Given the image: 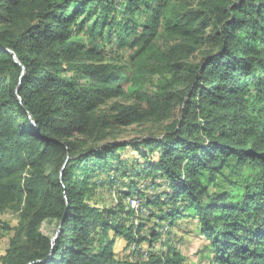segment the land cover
Instances as JSON below:
<instances>
[{"label": "trees", "instance_id": "16d2710c", "mask_svg": "<svg viewBox=\"0 0 264 264\" xmlns=\"http://www.w3.org/2000/svg\"><path fill=\"white\" fill-rule=\"evenodd\" d=\"M113 43L128 56L108 58ZM146 123L167 124L110 138ZM117 183L116 205L92 202ZM4 210L0 264H188L160 240L182 220L201 264H264V0H0Z\"/></svg>", "mask_w": 264, "mask_h": 264}, {"label": "rangeland", "instance_id": "374dc122", "mask_svg": "<svg viewBox=\"0 0 264 264\" xmlns=\"http://www.w3.org/2000/svg\"><path fill=\"white\" fill-rule=\"evenodd\" d=\"M105 53L108 58H116V55L128 56L129 52H124V50H120L113 43L112 45H106ZM158 80V79H157ZM157 83L156 79L153 82L148 83L146 89L148 92H152L155 90V84ZM112 103V102H110ZM167 123L163 124H155V123H146L142 125H131L127 127H119L116 129L112 135L111 139L117 140L118 142L136 140L148 135H159L163 128ZM123 155V156H122ZM122 158L128 159V162H132L133 155L129 152H123ZM134 181L137 182L138 188L142 190L145 195H149L153 193V190L145 191V186L149 185L151 180L149 177L146 179L142 178H134ZM121 183H117L114 187L109 188H100L96 190L95 195L92 197V202L96 203L100 207H111L116 205L117 203V195L116 190L122 189ZM147 192V193H146ZM125 204H129L130 208L135 210V225H144V229L140 233V236L144 235L145 230L152 226V222L146 221L148 217V211L140 206L139 201L134 197L124 201ZM0 222L2 224H6L8 227L12 228L17 223V215L13 213L11 210H4L0 212ZM56 227L54 222H45L42 224L40 232L50 239L54 236ZM161 231V241L163 243H167L178 249L187 259L188 264H201V256L203 250V241L200 238H196V233L194 231V225L191 222H187V220H182L178 223L177 226L169 230L164 227L160 229ZM12 233L6 231L5 229L0 227V258L3 256ZM125 243L123 240L118 239L116 241L115 251L118 255L131 262H135L136 260L145 259L147 248L142 246L139 250L142 255L141 259H136L133 255L135 246H131V248L124 247ZM139 249V248H137ZM204 264V263H203Z\"/></svg>", "mask_w": 264, "mask_h": 264}, {"label": "water", "instance_id": "95a60500", "mask_svg": "<svg viewBox=\"0 0 264 264\" xmlns=\"http://www.w3.org/2000/svg\"><path fill=\"white\" fill-rule=\"evenodd\" d=\"M11 53V52H10ZM13 57L15 58V56L13 55ZM59 231V230H58ZM57 231V232H58ZM57 232L54 234V236L50 239V242H51V244H53V242H54V240H55V238H56V236H57Z\"/></svg>", "mask_w": 264, "mask_h": 264}]
</instances>
